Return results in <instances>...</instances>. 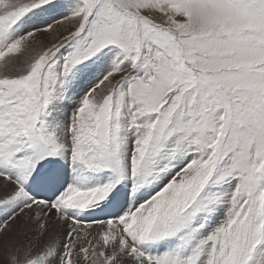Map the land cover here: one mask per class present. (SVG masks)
Masks as SVG:
<instances>
[{"label": "snow or ice", "instance_id": "snow-or-ice-1", "mask_svg": "<svg viewBox=\"0 0 264 264\" xmlns=\"http://www.w3.org/2000/svg\"><path fill=\"white\" fill-rule=\"evenodd\" d=\"M0 264H264V0H0Z\"/></svg>", "mask_w": 264, "mask_h": 264}]
</instances>
